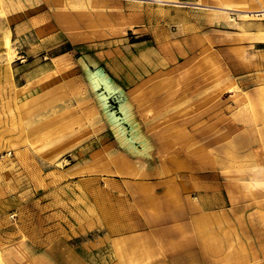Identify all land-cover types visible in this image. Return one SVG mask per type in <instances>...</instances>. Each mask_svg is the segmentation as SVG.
Returning <instances> with one entry per match:
<instances>
[{"label":"rangeland","instance_id":"obj_1","mask_svg":"<svg viewBox=\"0 0 264 264\" xmlns=\"http://www.w3.org/2000/svg\"><path fill=\"white\" fill-rule=\"evenodd\" d=\"M177 1L0 0V264L111 263L95 194L154 144L264 216V0Z\"/></svg>","mask_w":264,"mask_h":264},{"label":"crops","instance_id":"obj_2","mask_svg":"<svg viewBox=\"0 0 264 264\" xmlns=\"http://www.w3.org/2000/svg\"><path fill=\"white\" fill-rule=\"evenodd\" d=\"M151 149L150 155H130L143 160L142 166L129 155L118 159L115 168L125 176L126 193L117 208L108 194H95L108 202L104 216L90 221L101 218L122 242L113 244L114 260L107 264H264V216H230L222 210L228 196L220 187L218 194L207 191L208 176L190 174L192 163L188 168L181 158L153 165L155 144ZM131 175L138 176L136 182Z\"/></svg>","mask_w":264,"mask_h":264},{"label":"bare ground","instance_id":"obj_3","mask_svg":"<svg viewBox=\"0 0 264 264\" xmlns=\"http://www.w3.org/2000/svg\"><path fill=\"white\" fill-rule=\"evenodd\" d=\"M134 1H137V2H140V3H157V4H169V5H193L192 7H205V5H202V4H194V3H187V2H179V1H166V0H134ZM261 2V1H260ZM258 5V4H257ZM183 8V7H182ZM210 8V7H209ZM214 8V7H213ZM254 8H255V6H254ZM195 9V8H194ZM199 9V8H198ZM204 9V8H203ZM206 9V8H205ZM260 9V8H259ZM209 10V9H208ZM211 10V9H210ZM217 10V9H216ZM224 10H231V9H224ZM230 12V11H229ZM242 12V11H241ZM264 13V9H262V10H257V11H250V12H246V13H257V14H260V13ZM244 13H245V11H244ZM256 15V14H255ZM264 15V14H263ZM8 33L7 34H5V43H7V45H8ZM9 154V153H8Z\"/></svg>","mask_w":264,"mask_h":264}]
</instances>
